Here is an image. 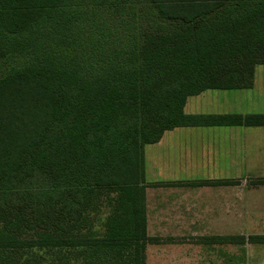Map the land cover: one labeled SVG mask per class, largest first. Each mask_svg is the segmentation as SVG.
Masks as SVG:
<instances>
[{"label": "trees", "instance_id": "obj_1", "mask_svg": "<svg viewBox=\"0 0 264 264\" xmlns=\"http://www.w3.org/2000/svg\"><path fill=\"white\" fill-rule=\"evenodd\" d=\"M73 1L0 0V60L35 54L45 27L59 26L58 44L69 38ZM148 1L185 28L146 35L128 69L89 74L46 54L0 77V264H146L158 241L146 230L144 146L177 127L264 126V115L184 113L190 96L251 85L264 5L232 18L217 16L230 0ZM204 244L264 245V235Z\"/></svg>", "mask_w": 264, "mask_h": 264}, {"label": "crops", "instance_id": "obj_2", "mask_svg": "<svg viewBox=\"0 0 264 264\" xmlns=\"http://www.w3.org/2000/svg\"><path fill=\"white\" fill-rule=\"evenodd\" d=\"M258 66L264 64L254 67L250 86L216 91L254 89L256 84L254 75ZM207 91L211 90L186 99L184 106L186 115L203 117L264 115L201 112L204 110L198 109L197 103H191L189 99L202 96ZM211 98L215 102L219 101ZM212 100L210 102H213ZM147 146L152 148L149 151L151 155L145 153ZM254 151H264V126L177 127L165 132L158 142L144 146L146 230L148 237L158 241L157 244L147 246L146 256L151 247H166L167 245L163 244L164 240L170 241L169 243L185 237L188 240L191 238L190 234L203 233L201 238L205 239L263 231L264 212H256V209H264V177L249 175L251 170L264 165L259 156L251 157L249 153ZM148 165L152 174L149 178L146 176ZM218 167L233 172L226 171L224 174L221 171L224 175L221 178L202 177L192 173L193 170ZM236 171H246L247 175L240 176L239 173L237 175ZM239 195H242L241 198ZM249 235L264 234L245 236Z\"/></svg>", "mask_w": 264, "mask_h": 264}, {"label": "rangeland", "instance_id": "obj_3", "mask_svg": "<svg viewBox=\"0 0 264 264\" xmlns=\"http://www.w3.org/2000/svg\"><path fill=\"white\" fill-rule=\"evenodd\" d=\"M263 5L264 0H230L218 10L217 16L236 18L250 15ZM65 13L71 20L69 29L71 36L64 42L71 41V45L65 44L63 40L60 44L54 42L61 35L57 33L55 36V30L58 32L60 30L59 26L45 27L36 43L35 54L28 55V51L21 55L9 54L0 60V77L10 70L35 63L46 54L68 56L75 64L80 63V68L89 74L101 73L105 68H113L116 65L128 69L132 66L136 53H139L146 35L167 34L185 28L181 22L160 18L154 5L148 0H75L66 6ZM204 22L205 20L195 21L191 27H199ZM3 40L7 44L10 42L6 37ZM254 82L256 84L252 90H211L202 96L190 98L189 102H196L197 108L203 109L201 112L205 113L264 114V66L256 67ZM211 97L219 101L215 102ZM205 106L214 107L205 109ZM151 149L150 146L145 147V153L151 155V152L149 153ZM249 154L252 158L259 156L264 165V151ZM221 171L224 174L226 171L233 172L218 167L193 170L192 173L202 177L221 178L224 176ZM236 172L240 176L247 175L246 171ZM250 173L251 177H264V166L251 170ZM146 176L152 177L150 165ZM241 196L239 195L240 198ZM239 201L242 202L241 199ZM257 211L264 212V209L257 208ZM242 233L264 234V229ZM190 235L191 238L188 240L185 237L182 238L184 240L177 239L174 243L164 240L163 244L167 245L166 247L149 248L146 264H264L263 245L206 246L205 239L201 238L203 233Z\"/></svg>", "mask_w": 264, "mask_h": 264}]
</instances>
